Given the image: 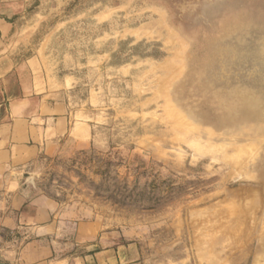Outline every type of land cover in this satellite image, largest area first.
Here are the masks:
<instances>
[{
    "label": "rangeland",
    "instance_id": "1",
    "mask_svg": "<svg viewBox=\"0 0 264 264\" xmlns=\"http://www.w3.org/2000/svg\"><path fill=\"white\" fill-rule=\"evenodd\" d=\"M0 67L75 123L34 195L141 264H264V0H0Z\"/></svg>",
    "mask_w": 264,
    "mask_h": 264
},
{
    "label": "crops",
    "instance_id": "2",
    "mask_svg": "<svg viewBox=\"0 0 264 264\" xmlns=\"http://www.w3.org/2000/svg\"><path fill=\"white\" fill-rule=\"evenodd\" d=\"M16 78L0 67V264H141L137 247L101 219L62 214L33 194L28 168L57 156L75 123L65 104L21 92Z\"/></svg>",
    "mask_w": 264,
    "mask_h": 264
}]
</instances>
